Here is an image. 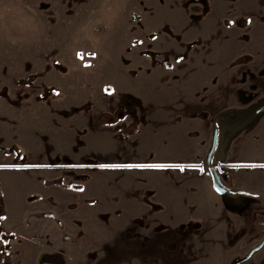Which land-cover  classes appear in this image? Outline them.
Wrapping results in <instances>:
<instances>
[{
    "label": "rangeland",
    "instance_id": "rangeland-1",
    "mask_svg": "<svg viewBox=\"0 0 264 264\" xmlns=\"http://www.w3.org/2000/svg\"><path fill=\"white\" fill-rule=\"evenodd\" d=\"M263 101L264 0H0V174L32 184L15 223L0 183V264L241 259L264 198L226 204L205 158L217 127L224 185L264 196ZM125 163L186 171L99 167Z\"/></svg>",
    "mask_w": 264,
    "mask_h": 264
},
{
    "label": "water",
    "instance_id": "water-1",
    "mask_svg": "<svg viewBox=\"0 0 264 264\" xmlns=\"http://www.w3.org/2000/svg\"><path fill=\"white\" fill-rule=\"evenodd\" d=\"M263 113H264V101L262 103H260L259 105H257L255 107V109L252 111L253 116L260 115ZM217 142H218V128L215 127L213 129V133H212L211 145H210L209 151H208L206 158H205V166L207 168L209 177L211 179L212 187L215 190V192L217 193L216 189H220L221 192H226V193H228V195L244 194V195L252 196V197H256V198H264V196L256 195L254 193L246 192L243 190L232 189V188L227 187L226 185L223 184L222 180L220 179L219 173L216 170V166L213 162V156H214V153L216 151ZM220 196L223 197L224 202L230 206H238L240 204L239 200H234L233 198H228L227 196H222V195H220ZM263 246H264V239H262V241L259 244L252 247L244 257L234 261L232 264H241V263L245 262L256 251L261 249Z\"/></svg>",
    "mask_w": 264,
    "mask_h": 264
},
{
    "label": "snow or ice",
    "instance_id": "snow-or-ice-1",
    "mask_svg": "<svg viewBox=\"0 0 264 264\" xmlns=\"http://www.w3.org/2000/svg\"><path fill=\"white\" fill-rule=\"evenodd\" d=\"M249 24H251V20L248 21ZM154 38V37H153ZM92 59H95V57H91ZM77 59H83V54L82 53H77ZM92 65L90 64H84L85 68H90ZM105 94L108 96H112L114 95V90H109V89H105ZM56 95H59V93H56ZM10 166H2L0 165V168H9ZM33 167H42L41 165H27L25 166L24 169H20V168H12L11 170H15V171H22V170H27L29 168H33ZM77 167H83V165H77ZM99 167L102 170H134V169H139V170H155V171H164V170H170V169H175L178 171H186V168L182 165H173V164H130V163H125V164H101L99 165ZM242 167L244 168H264V164H251V165H242ZM196 170V169H193ZM200 171H203V169H200ZM217 194L218 195H222V196H227L228 193L226 192H221L220 189H216ZM239 195H244V194H239Z\"/></svg>",
    "mask_w": 264,
    "mask_h": 264
},
{
    "label": "crops",
    "instance_id": "crops-1",
    "mask_svg": "<svg viewBox=\"0 0 264 264\" xmlns=\"http://www.w3.org/2000/svg\"><path fill=\"white\" fill-rule=\"evenodd\" d=\"M0 183H2V187L4 190L3 193L5 194V201L10 214L8 219L11 222L16 223L17 221H20L23 217V214L26 213L25 205L21 202L23 200L21 199V196L23 197V188L26 189L29 185V187H31L32 184L30 182L24 181L22 178H18V176L16 175L14 179H12L7 176H2V174H0ZM11 188H13L14 190L12 195H10L11 193H9V190ZM16 209H19L18 213L16 212ZM38 254L41 253L39 252Z\"/></svg>",
    "mask_w": 264,
    "mask_h": 264
},
{
    "label": "flooded vegetation",
    "instance_id": "flooded-vegetation-1",
    "mask_svg": "<svg viewBox=\"0 0 264 264\" xmlns=\"http://www.w3.org/2000/svg\"><path fill=\"white\" fill-rule=\"evenodd\" d=\"M216 149H217V147H216ZM216 152V151H215ZM214 155H215V153H214ZM214 157L215 156H213V162H214ZM214 164H215V162H214ZM221 179V178H220ZM211 180V179H210ZM222 180V179H221ZM223 182V181H222ZM212 184V183H211ZM224 184V183H223ZM228 187V186H227ZM232 198H235V197H239L238 195H230ZM12 233H9V234H4L3 232H2V220H0V240L1 241H4L5 240V238H6V236H8V235H11ZM12 239H9L8 240V245H9V241H11ZM262 241V240H261ZM9 249V248H8ZM0 253H2V249H1V251H0ZM244 257V256H243Z\"/></svg>",
    "mask_w": 264,
    "mask_h": 264
}]
</instances>
